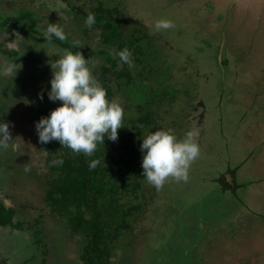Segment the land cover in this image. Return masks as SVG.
<instances>
[{
	"label": "rangeland",
	"instance_id": "obj_1",
	"mask_svg": "<svg viewBox=\"0 0 264 264\" xmlns=\"http://www.w3.org/2000/svg\"><path fill=\"white\" fill-rule=\"evenodd\" d=\"M45 1L0 0V15L31 10L40 31L57 23L88 48L81 52L88 59L98 36L75 35L62 3ZM117 1L153 36L174 69L171 79L188 93L179 99L188 114L178 99L173 110L163 106L159 129L177 117V137L198 130L200 155L187 182L142 186L141 218L117 241L109 264H264V0ZM161 18L174 27L155 31ZM55 48L20 30L0 33V122L15 139L0 146V203L16 211V228H0V264H81L80 236L43 200L47 153L31 111L49 85ZM8 52L19 58L15 75L3 71L14 58Z\"/></svg>",
	"mask_w": 264,
	"mask_h": 264
},
{
	"label": "trees",
	"instance_id": "obj_2",
	"mask_svg": "<svg viewBox=\"0 0 264 264\" xmlns=\"http://www.w3.org/2000/svg\"><path fill=\"white\" fill-rule=\"evenodd\" d=\"M47 1L65 5L62 9L75 35L98 36L99 47L86 54V58L95 56L96 63L90 69L106 89L107 99L117 97L124 108L117 140L105 137L103 145L99 144L90 157L75 153L55 140L42 143L36 134L39 147L47 153L48 175L43 176L41 181L45 204L73 234L80 236L81 264H109L117 241L134 231L137 220L141 218L136 215L142 212L145 205L138 195L147 182L141 168V139L145 132L160 128L163 106L173 110L176 100L186 92L171 79L174 69L166 63L153 36L138 19L129 16L117 0H90L89 9L84 2L79 5L83 0ZM89 12L94 13L96 19L91 29L84 23ZM39 22L36 13L28 9L15 15H0V33L10 29L20 30L35 44L46 42L74 53L88 50L68 35L65 41L55 38L51 43L45 41L44 31L37 29ZM38 35L41 37L38 38ZM125 47L132 53V67L122 65L112 52ZM6 54L14 57L11 59L13 63L19 61L17 53ZM49 90L50 84L42 88L32 105L35 123L60 105L59 101L48 99ZM179 93H182L180 97ZM179 103L184 115L188 114L187 106L180 100ZM176 120L177 117H174L170 127L165 129L173 131ZM93 159L100 160V163L96 168L89 169ZM230 185L237 188L233 183ZM15 215L14 209L0 203V228H16Z\"/></svg>",
	"mask_w": 264,
	"mask_h": 264
},
{
	"label": "clouds",
	"instance_id": "obj_3",
	"mask_svg": "<svg viewBox=\"0 0 264 264\" xmlns=\"http://www.w3.org/2000/svg\"><path fill=\"white\" fill-rule=\"evenodd\" d=\"M84 23L91 29L96 23L95 14L89 12ZM153 27L159 32L173 28L174 24L169 19L161 18L154 22ZM43 38L49 43L53 38L59 41L67 39L57 23L49 22ZM54 51L58 58L50 64L52 76L47 96L52 102L59 101L60 105L35 123L38 139L42 143L58 141L73 152L90 157L99 144L103 145L105 137L111 141L117 140L124 108L116 100L107 99L106 89L89 67L94 63L90 58L85 59L80 51L74 53L67 48L57 47ZM112 52L122 65L133 66L132 53L127 47L119 51L113 49ZM17 65L11 61L3 71L15 75L20 68ZM198 135L196 129L186 131L182 138L177 137L171 129L145 132L139 148L144 179L156 188L162 187L169 178L187 182L190 166L200 155ZM13 140L9 124L0 122V146L8 148ZM99 163L98 159L91 160L89 169L96 168Z\"/></svg>",
	"mask_w": 264,
	"mask_h": 264
},
{
	"label": "crops",
	"instance_id": "obj_4",
	"mask_svg": "<svg viewBox=\"0 0 264 264\" xmlns=\"http://www.w3.org/2000/svg\"><path fill=\"white\" fill-rule=\"evenodd\" d=\"M230 177H231V176H230ZM233 179H234V177H231V180H232V181H234Z\"/></svg>",
	"mask_w": 264,
	"mask_h": 264
},
{
	"label": "flooded vegetation",
	"instance_id": "obj_5",
	"mask_svg": "<svg viewBox=\"0 0 264 264\" xmlns=\"http://www.w3.org/2000/svg\"><path fill=\"white\" fill-rule=\"evenodd\" d=\"M231 177H232V176H231ZM230 184H231V182H230ZM234 185L237 186L235 183H234ZM2 204H3V203H2ZM5 207H6V206H5Z\"/></svg>",
	"mask_w": 264,
	"mask_h": 264
},
{
	"label": "water",
	"instance_id": "obj_6",
	"mask_svg": "<svg viewBox=\"0 0 264 264\" xmlns=\"http://www.w3.org/2000/svg\"><path fill=\"white\" fill-rule=\"evenodd\" d=\"M229 177H230V175H229Z\"/></svg>",
	"mask_w": 264,
	"mask_h": 264
}]
</instances>
